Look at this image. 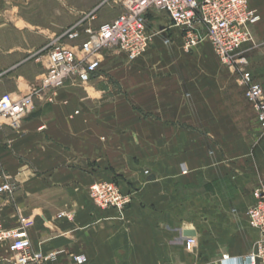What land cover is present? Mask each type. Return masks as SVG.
I'll use <instances>...</instances> for the list:
<instances>
[{
  "label": "crops",
  "instance_id": "obj_1",
  "mask_svg": "<svg viewBox=\"0 0 264 264\" xmlns=\"http://www.w3.org/2000/svg\"><path fill=\"white\" fill-rule=\"evenodd\" d=\"M249 1L263 38L264 0ZM3 9L0 0V74L7 75L14 66L6 69L4 58L19 57L20 44L6 53ZM168 21L163 41L181 38L184 50L182 30ZM155 53L130 66L122 53L107 55L89 82L68 83L50 103L36 99L18 128L0 131V185L14 186L0 194V212L8 228L27 219L33 249L55 253L44 264H77L75 255H85L84 264H247L241 259L259 237L247 212L264 185L256 113L244 93L229 97L218 67L209 80L182 66L166 74L147 64ZM7 78L0 96L29 90V79ZM101 180L118 183L131 203L122 211L98 207L89 187ZM188 230L196 231L191 248ZM0 264H14L7 242Z\"/></svg>",
  "mask_w": 264,
  "mask_h": 264
},
{
  "label": "built area",
  "instance_id": "obj_2",
  "mask_svg": "<svg viewBox=\"0 0 264 264\" xmlns=\"http://www.w3.org/2000/svg\"><path fill=\"white\" fill-rule=\"evenodd\" d=\"M125 12L116 18L94 26L95 12L84 15L65 28L58 42L49 45V65L39 80L37 89L57 91L68 83H87L100 70L107 51L124 54L133 61L149 48L152 29L148 14L166 13L173 25L183 32V47L189 51L209 42L223 63L230 64L239 73V84L244 96L256 113L264 135V86L248 67L246 58L238 55L242 45L253 42L252 26L258 19L249 0H123ZM70 41L76 44L69 45ZM65 42V43H66ZM165 43L170 40L166 38ZM37 89L26 95L4 93L0 96V131L5 126L16 129L34 108ZM14 186L8 180L0 185V194H12ZM89 195L100 208L123 209L131 202V195L113 181H96L89 187ZM255 203L248 209L250 227L259 237L253 250L242 263L264 264V185L255 193ZM63 215V214H61ZM7 242L14 264H44L55 253L44 254L33 249L27 229V219L8 228L0 212V243ZM197 242L196 236L186 237L189 248ZM77 264L87 261L85 255H75Z\"/></svg>",
  "mask_w": 264,
  "mask_h": 264
},
{
  "label": "rangeland",
  "instance_id": "obj_3",
  "mask_svg": "<svg viewBox=\"0 0 264 264\" xmlns=\"http://www.w3.org/2000/svg\"><path fill=\"white\" fill-rule=\"evenodd\" d=\"M92 11L95 12V19L92 23L97 26L124 13L125 6L123 0H4L2 13L6 53H8L13 43L17 44L19 41L18 53L20 56L13 58L12 55L7 54L4 58L3 62L6 69L14 67L11 71H8L10 74H0V85L2 81L8 79L7 77L20 75L31 82L26 94L31 93L34 88H39V80L49 65V45L58 46L55 45V42L57 44H67L66 41V43L58 42V36L65 28ZM147 18L151 25L153 37L147 51L138 58L145 56L151 50L155 51L154 58L147 61L148 65L161 69L166 74L174 72L176 67L182 66L190 71H199L200 75H203L201 76L202 80H209L212 76V68L218 67L220 69L219 81L228 86L229 97H234L236 94L239 97L242 96L244 90L238 81L239 73L230 64L223 63L221 58L216 56L217 53L211 45H206V42H204L189 51L185 49L184 51L181 47V38L175 40L171 37L170 42L165 43L163 41V29L160 26L169 23V18L161 11H153ZM254 25L252 26L254 41L242 45L238 55L247 59L248 67L252 72L264 77V37L258 38L255 36ZM204 48L213 50V54L199 57L198 52ZM179 52L180 54H178ZM107 55H117L116 57H119L121 53L107 51L105 57ZM138 58L133 61L125 58L120 62L123 61L122 64L127 66L136 65ZM106 60L104 58V63ZM254 66L256 72L253 69ZM55 93L56 91L37 89L34 100L42 99L46 101L47 99V102L50 103V98ZM12 94L19 96V94ZM246 106L244 113L252 114V110L248 109L247 104ZM34 108L31 112L34 111ZM129 194L132 196L131 193ZM125 208L118 210L122 211Z\"/></svg>",
  "mask_w": 264,
  "mask_h": 264
},
{
  "label": "water",
  "instance_id": "obj_4",
  "mask_svg": "<svg viewBox=\"0 0 264 264\" xmlns=\"http://www.w3.org/2000/svg\"><path fill=\"white\" fill-rule=\"evenodd\" d=\"M196 234V231L194 230H188L185 232V235H195Z\"/></svg>",
  "mask_w": 264,
  "mask_h": 264
}]
</instances>
